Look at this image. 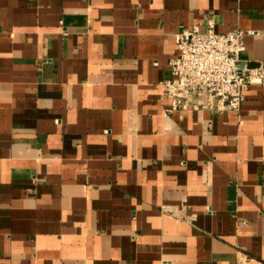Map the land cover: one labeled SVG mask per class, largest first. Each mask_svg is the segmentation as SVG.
<instances>
[{
  "label": "crops",
  "instance_id": "0c3cea01",
  "mask_svg": "<svg viewBox=\"0 0 264 264\" xmlns=\"http://www.w3.org/2000/svg\"><path fill=\"white\" fill-rule=\"evenodd\" d=\"M264 0H0V264H264V85L168 111L176 35Z\"/></svg>",
  "mask_w": 264,
  "mask_h": 264
},
{
  "label": "built area",
  "instance_id": "2783aa9c",
  "mask_svg": "<svg viewBox=\"0 0 264 264\" xmlns=\"http://www.w3.org/2000/svg\"><path fill=\"white\" fill-rule=\"evenodd\" d=\"M254 33L241 28L220 33L212 21L205 31L194 25L179 32L177 52L169 60L170 76L160 82L171 102L167 110H240L249 86L264 85V64L249 68L243 58L246 37Z\"/></svg>",
  "mask_w": 264,
  "mask_h": 264
},
{
  "label": "water",
  "instance_id": "95a60500",
  "mask_svg": "<svg viewBox=\"0 0 264 264\" xmlns=\"http://www.w3.org/2000/svg\"><path fill=\"white\" fill-rule=\"evenodd\" d=\"M245 63L246 62H243L242 66H244ZM246 64H247V67H249V68H254V67H257L259 65L257 62H247Z\"/></svg>",
  "mask_w": 264,
  "mask_h": 264
}]
</instances>
